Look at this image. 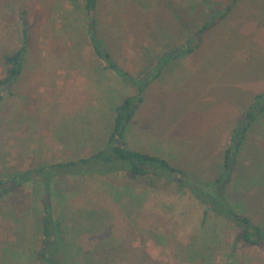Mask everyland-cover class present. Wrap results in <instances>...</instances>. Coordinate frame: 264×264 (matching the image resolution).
Wrapping results in <instances>:
<instances>
[{"label": "rangeland", "instance_id": "rangeland-1", "mask_svg": "<svg viewBox=\"0 0 264 264\" xmlns=\"http://www.w3.org/2000/svg\"><path fill=\"white\" fill-rule=\"evenodd\" d=\"M81 1H0V76L3 57L19 45L22 8L31 26L25 69L0 109L1 173L101 148L113 106L130 93L95 60L83 33ZM229 2L99 0V33L117 64L139 75ZM263 91L264 0H239L197 49L162 68L127 144L213 180L210 167L218 171L241 108ZM236 162V189L226 187V196L264 227V116ZM53 194L66 264H264V249L234 245L228 224L212 216L202 224L203 207L187 192L108 176L63 178ZM39 212L31 186L0 201V264H36Z\"/></svg>", "mask_w": 264, "mask_h": 264}, {"label": "trees", "instance_id": "trees-1", "mask_svg": "<svg viewBox=\"0 0 264 264\" xmlns=\"http://www.w3.org/2000/svg\"><path fill=\"white\" fill-rule=\"evenodd\" d=\"M98 1H81V10L85 16L83 33L95 60L103 64L102 69L118 77L130 90L120 103L113 106L112 124L106 143L92 153L65 162L38 164L22 172H0V201L20 193L29 186L34 188L35 195L39 198L36 264H66L67 245L63 242V246V243L61 245L59 242V223L53 205V193L59 180L63 178L123 176L142 187L156 189L162 184L166 188L174 189L176 193L187 192L203 207L202 224L212 216L233 228L234 245L241 242L249 247L264 249V227L244 212L237 211L226 196V187L236 189L233 184L236 161L247 135L255 122L264 116V91L256 94L250 104L241 108L230 130L218 171L210 167V172L215 174L213 180H200L192 173L171 165L161 156L130 148L127 144V134L132 128L136 113L145 101L148 88L158 78L162 68L168 62L197 49L204 34L220 19L225 18L239 0H230L227 5L208 14L197 28L189 31L181 43L161 53L153 65L139 75H132L122 69L104 45L96 15ZM26 14L27 10L22 8L16 19L20 29L18 47L3 57L0 109L25 69L31 33Z\"/></svg>", "mask_w": 264, "mask_h": 264}]
</instances>
